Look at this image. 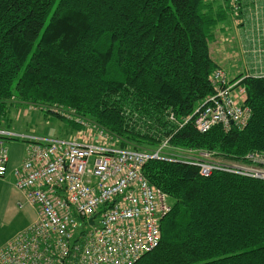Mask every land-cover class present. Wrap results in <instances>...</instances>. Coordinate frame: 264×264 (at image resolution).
Returning a JSON list of instances; mask_svg holds the SVG:
<instances>
[{"label":"trees","instance_id":"trees-1","mask_svg":"<svg viewBox=\"0 0 264 264\" xmlns=\"http://www.w3.org/2000/svg\"><path fill=\"white\" fill-rule=\"evenodd\" d=\"M213 1L0 0V123L16 101L57 117L72 111L122 148L150 151L167 139L233 160L264 152V76L235 78L250 109L244 127H177L212 90ZM143 171L171 209L157 246L132 264H264V180L201 176L163 159Z\"/></svg>","mask_w":264,"mask_h":264},{"label":"built area","instance_id":"built-area-1","mask_svg":"<svg viewBox=\"0 0 264 264\" xmlns=\"http://www.w3.org/2000/svg\"><path fill=\"white\" fill-rule=\"evenodd\" d=\"M229 2L236 12L237 0ZM240 80L215 67L211 93L177 127L192 122L201 133L217 125L225 131L244 127L250 109ZM168 118L175 120L173 113ZM73 120L84 130L80 136L44 138L0 128V177L8 161L5 139H24L25 157L12 171L13 184L37 213L0 246V264H132L157 246L160 221L171 209L168 195L144 175L151 159L196 166L201 176L221 171L264 179V168L249 164L264 165V152L234 162L202 149L165 153L167 139L150 151L122 148L90 119Z\"/></svg>","mask_w":264,"mask_h":264},{"label":"rangeland","instance_id":"rangeland-1","mask_svg":"<svg viewBox=\"0 0 264 264\" xmlns=\"http://www.w3.org/2000/svg\"><path fill=\"white\" fill-rule=\"evenodd\" d=\"M232 13L233 16L237 15L233 11ZM19 105L21 104L16 101L12 102V105L8 108V117L6 121L0 123V128H11L18 134H29L44 138L80 136L84 132L83 128L73 120L78 115L75 116L72 111H65L59 108L58 111L62 116L57 117L47 113L44 109L48 107L45 105ZM56 108L54 107L52 109L55 110ZM5 143L8 152V162L6 173L0 177V246L18 231L28 226L30 216L34 215L35 217L34 209H31V206L20 195V192L14 188L11 172L24 159L27 143L20 137L5 139ZM187 149L172 146L168 142L164 148V152L172 153ZM260 153L263 152L261 151ZM219 157L223 160L233 161L223 155H219ZM243 159L234 162L244 161ZM245 163L247 164L249 162L245 161ZM249 164L255 168H264L262 164H259L260 166ZM256 179L264 180L262 178Z\"/></svg>","mask_w":264,"mask_h":264},{"label":"crops","instance_id":"crops-1","mask_svg":"<svg viewBox=\"0 0 264 264\" xmlns=\"http://www.w3.org/2000/svg\"><path fill=\"white\" fill-rule=\"evenodd\" d=\"M228 2L215 0L211 6L212 12L221 16V20L213 28L208 42L210 57L230 80L238 76H264V0H240L236 13ZM232 11L237 15L233 16ZM6 168L7 163L5 173ZM20 195L23 196L21 192ZM31 209H34L35 217L30 216L27 225L36 220V210L33 206Z\"/></svg>","mask_w":264,"mask_h":264},{"label":"water","instance_id":"water-1","mask_svg":"<svg viewBox=\"0 0 264 264\" xmlns=\"http://www.w3.org/2000/svg\"><path fill=\"white\" fill-rule=\"evenodd\" d=\"M90 222H92V219H90Z\"/></svg>","mask_w":264,"mask_h":264}]
</instances>
